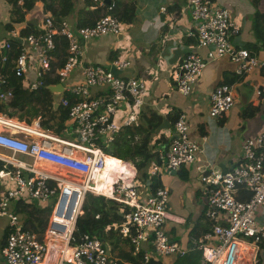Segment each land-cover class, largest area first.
Wrapping results in <instances>:
<instances>
[{"label": "built area", "instance_id": "1", "mask_svg": "<svg viewBox=\"0 0 264 264\" xmlns=\"http://www.w3.org/2000/svg\"><path fill=\"white\" fill-rule=\"evenodd\" d=\"M80 1L104 11L91 24L74 27L65 20L54 21L51 15H45L35 31L11 30L7 38L0 40V103L9 96L3 88L10 78L27 80L28 88L36 90L45 74L61 85V95L73 99L69 102L60 96L57 102L66 110L63 136L42 128L37 118L23 121L0 112V218L6 220L0 247L2 260L5 264H151L155 254L183 256L191 248L199 251L200 264H256L255 244L264 237V230L254 220L256 209L264 210V132L242 140L239 161L230 169L223 172L210 166L199 173L207 202L203 216L208 230L191 238L190 247L169 240L163 229L168 190L154 187L141 197L137 187H145L137 181L132 161L106 155L97 141L102 138L110 143L115 136L135 126L148 80L114 76L109 67L84 61L81 42L107 34L118 35L120 23L112 3ZM185 3L193 24L188 35L195 38L198 47L205 48V55L185 52L176 64L167 68L178 93L188 95L205 64L214 59L226 58L237 76L264 67V60L250 50L232 45L230 38L237 35L239 28L227 9L213 0H185ZM22 4V0H16L14 7L19 9ZM163 9L160 7L159 12ZM58 36L66 41L65 54L62 63L53 67ZM128 64L115 59L110 66L119 71ZM75 67L80 69V80L65 84ZM90 89L98 93L92 94ZM254 94L262 98L260 90L256 89ZM234 95L233 85H216L208 94V116L222 117L231 108ZM67 125L73 126L72 139L65 137ZM172 129L173 136L162 157L163 168L168 171L193 163L199 151V144L188 134L183 113L175 116ZM105 156L115 164H106ZM157 170L158 166L151 163L149 176H154ZM101 183H106L107 192L98 190ZM241 191L249 193L247 199L238 197ZM87 194L123 206L117 233L126 238L132 255L141 253L137 262L124 261L109 253L93 235H74L75 220L82 213L81 205ZM51 199L49 206L47 201ZM14 200L50 208L41 233L22 229L19 214L10 208ZM109 228L107 225L105 230Z\"/></svg>", "mask_w": 264, "mask_h": 264}, {"label": "crops", "instance_id": "2", "mask_svg": "<svg viewBox=\"0 0 264 264\" xmlns=\"http://www.w3.org/2000/svg\"><path fill=\"white\" fill-rule=\"evenodd\" d=\"M26 1L22 0L23 4L19 9L15 8L14 5L12 6L13 10L15 9L18 12L24 13L23 23L20 27H15L12 23L0 24V38H4L5 35L7 38L11 30H17L22 33L27 24L32 26L30 32L35 31V26L45 15L59 18L58 12L60 11L62 0H32L33 5L31 9L24 12L23 6ZM104 1L105 4L112 3L113 13L117 18H119L118 12L121 9V5H132L133 16L131 21L128 23L122 22V24L130 30L133 35V41L139 44H133L128 41L126 50L121 49L112 56L111 53L118 46L115 40H113L112 35H102L96 39L85 40L80 44L82 45L84 61L101 66L107 64V67L115 59L128 61L130 67L119 70L117 76L121 78L135 76L136 78L143 77L147 79L148 86L151 85L152 94L156 100L150 101L144 98V104L137 115L136 123L145 122V118L150 112H153L159 116V121L163 118L169 123V128H171L174 116L178 113H183L188 123L189 136L199 144V151L195 155V161L191 164L180 166L174 173L163 168L162 164V157L170 138L173 136V129H165L162 134H159L161 136L158 140L156 138L158 135L154 134L156 139L154 136H151L147 144L148 150L156 153V156L146 167L148 180L145 181V184L147 185L151 182L157 184L156 187L164 186L169 192V197L165 204L167 218L163 222L165 234L169 240L176 241L182 246L190 247L191 238L200 236L209 227L207 220L203 216L206 203L204 202L205 195L202 183L198 180L199 170L201 168H209L210 166H220L223 171L230 169L239 161L242 140L264 132V120L262 119L264 113V90L256 79L258 76H264V67L254 69L242 76H237L233 72V65L226 58L211 60L205 64L201 75L196 79L190 93L183 96L176 91L173 80L166 73L167 68L174 64H168L171 51L176 47L179 48L181 52L180 57L185 52H191L200 56L205 55V48L198 47L195 38L188 35V31L193 29V24L190 21L189 9L186 6L185 0ZM113 1L115 2V6ZM70 2V11L61 20H66L72 27L91 24L104 11L103 8L92 9L80 0H70ZM160 7L164 8L162 12H159ZM10 9L11 6L9 5V12L15 18L16 14ZM230 17L232 16L230 15ZM234 21L237 23L235 19ZM244 29L245 32L243 34L238 30L237 35L230 38L232 45L246 48L259 60H264V50L259 41H256L255 37H253L254 35L252 36L248 22L245 23ZM115 37L119 40L122 38V35L118 34ZM134 37L136 40H134ZM160 40L164 42L165 47L160 44ZM180 44L185 46L183 54L179 47ZM162 48L165 49L163 63H154V69L150 70L148 67L150 66V62L154 60L155 54L161 52ZM150 50H152L153 56L148 54ZM180 57L177 61H179ZM54 63L55 65L58 64L56 57H54ZM157 65L160 66L158 67ZM157 68L158 70H156ZM80 78V69L79 67H75L69 73L64 83L73 84L78 82ZM244 82L249 83V87L252 89L251 96L245 105L240 103L237 100V96L234 95L231 108L222 117L213 119L208 116V94L216 85L229 83L234 88L236 85ZM256 89L261 91L260 96L262 98L255 96L254 91ZM96 93L98 92H93L92 94ZM60 96L61 93L57 96L53 95L54 107H56ZM249 106L256 108V111L249 117H242L241 112H245ZM35 118L39 119L38 117ZM29 120L23 119V121ZM136 123L135 126H131V129H128L131 130V132H128V136H131L130 139L134 136V141L137 140V143H139L141 141V133L143 132L137 129ZM33 125L36 126V122ZM18 157L25 159L24 156ZM151 163L158 166V170L154 176H149L148 174ZM137 191L141 197H144L147 193V190L145 188L142 189L140 186L137 187ZM141 192H144V194ZM263 215L264 210L258 208L254 213V220L264 230V222L263 224L261 222V216ZM1 229L4 231L3 227ZM258 244L260 246H257L255 254L257 262L255 263L262 264L261 258L263 257L264 260V244L261 242ZM196 251L199 253L198 250ZM188 254L189 249L183 256ZM183 256L167 255L166 258L160 259L159 262L156 256L153 255L152 259L160 264H175L178 257ZM245 260H247V257ZM198 264H200V254Z\"/></svg>", "mask_w": 264, "mask_h": 264}, {"label": "trees", "instance_id": "3", "mask_svg": "<svg viewBox=\"0 0 264 264\" xmlns=\"http://www.w3.org/2000/svg\"><path fill=\"white\" fill-rule=\"evenodd\" d=\"M11 6V11L16 14L14 18L16 21H22L23 12H18L17 10H13L12 6L14 5L16 0H8ZM111 2V1H110ZM114 6L115 2L113 1ZM33 5L32 0H27L24 3V12L31 9ZM118 5V4H117ZM71 8L70 0H62L60 5V11L58 12V20L64 17ZM119 13V22L128 23L131 21L133 16L132 5H121V9ZM254 26H253V34L256 41H259L262 49L264 50V18L260 14H256L254 18ZM32 26L26 25V27L22 30V33H28L31 31ZM56 38V37H55ZM66 41L64 38L58 36L56 38V48L54 50V57L57 59V66H59L65 54ZM54 63L53 67H57ZM45 84H54L55 78H52L48 75L41 76V83ZM28 81L23 80L22 78L13 79L10 78L8 81V85L6 88H3V91H8L9 96L6 101L0 103V112L5 113L7 116H15L18 120H29L31 118L38 117L39 125L44 128L53 131L58 136H63L62 129L64 127V121L66 120V110L61 106L57 105L54 107L53 105V95L51 92L46 89L42 84L38 86L36 90H30L27 86ZM228 84L229 83H222ZM61 97L67 98L68 101H72L73 99L69 97L67 94L62 93ZM256 111V108L249 106V108L244 112H241L242 117H249L253 115ZM175 118V116H174ZM173 118V120H174ZM172 120V121H173ZM171 121V122H172ZM159 116L155 113L150 112V114L145 118V124L142 128V132L144 136L141 141L136 145L134 150H123L124 143L126 142V135H128L129 131H123L118 136H115L113 140L110 142L113 146L112 151L114 154L107 153L105 151V146L100 145L103 148V152L106 155L118 157L115 153H119L120 149L123 153L122 156L124 159H128L127 157L131 154V151L138 156V160L135 161V168L137 172V181H139L146 190H151L156 187L157 184L149 182V184H145V181L148 180V176L146 173V167L155 159V154L148 150L147 144L149 140V130L151 131L159 124ZM138 131V130H137ZM131 136L129 137V139ZM264 151V146H263ZM2 167V163L0 162V168ZM1 188V186H0ZM105 185L102 186V192H107L104 190ZM101 190V189H100ZM1 191V189H0ZM249 196L248 192L241 191L238 197L240 199H247ZM104 197L102 196H94L88 194L85 195L82 205L81 211L82 213L77 216L75 220L74 227V235L78 236L82 233H87L97 237L108 249L109 253H115V256L119 259L128 262H137L141 253L139 252L136 255H132L130 252V248L128 246V242L126 238H120V235L113 232L112 229H106L105 227L110 226L113 221H118L121 219V212H114L110 210H106L104 208ZM110 200V199H108ZM113 201V200H112ZM114 202V201H113ZM14 203V211L19 214L21 219L22 229H27L33 232L41 233L44 230V227L47 222V217L50 212V208H38L35 206L28 205L23 203L21 200L13 201ZM116 203V202H115ZM46 209V210H45ZM111 209V208H110ZM96 216V217H95ZM5 231L0 239V247L3 244ZM261 243L264 244V237L261 239ZM123 245L127 246V249L124 250ZM192 250V251H191ZM187 264H198L199 262V253L189 248V254L182 257V260ZM160 264L155 261H151V264Z\"/></svg>", "mask_w": 264, "mask_h": 264}, {"label": "rangeland", "instance_id": "4", "mask_svg": "<svg viewBox=\"0 0 264 264\" xmlns=\"http://www.w3.org/2000/svg\"><path fill=\"white\" fill-rule=\"evenodd\" d=\"M213 2L216 5L227 9V11L230 13V15L237 21L238 28H239V32L241 34H243L245 32L244 26H245V23L248 22V24L250 26V31H251L252 36H253L254 35L253 34V26H254V22L253 21H254V18L256 16V14L262 15V17L264 18V0H213ZM9 5L10 4H9V1L8 0H0V24L12 23L13 26L20 27V25L23 23V19H22V21H16L14 19V17H13V14L11 12H9ZM69 26L72 27L71 24H69ZM119 26H120V34L122 35V38H120L118 40L115 37L116 35H112L113 36V40H115V42L118 44L117 49L116 50H113V52L111 53L112 56H114V53H118L121 49H125L126 50V48L128 46L127 45L128 44V41H130L133 44H139V43H135L133 41V35L131 34L130 30H128L126 28V26H123L122 23H120ZM37 27L38 26H35V28H37ZM107 35H111V34H107ZM4 38H6V35H5ZM4 38H0V39H4ZM96 38L97 37H95V39ZM134 40H136L135 37H134ZM163 43L164 42H162V40H160V44L162 46L164 45ZM164 47H165V45H164ZM179 47L181 48V51H182V54H183L185 52L184 51L185 46L183 44H180ZM164 50L165 49L162 48L161 52L155 54L154 60H152L150 62V66H148L150 68V70H153L154 69V63H157V64H162L163 63L162 61L164 60V55H165ZM148 54H150V56H153L152 50H150L148 52ZM103 67H107V64H104ZM128 67H130V66L128 65L125 69H127ZM156 70H158V68ZM131 77H135V76H131ZM139 78H141L142 80H147V79H145L143 77H139ZM256 79L259 81V85L262 86V88L264 90V76H262V77L258 76V78H256ZM90 91H91V93H93L92 92L93 89H90ZM145 100H150V101L155 100V97L152 94L151 85L146 88ZM1 113H3V112H1ZM3 114H5V113H3ZM262 119L264 120V113H263ZM138 123H136V127H137V129L140 132H142V130H143L142 128L144 127V124L145 123L144 122H141V123L138 122ZM66 128H67V135L65 137L68 138V139H72L73 138V136H72L73 126L67 125ZM127 131L131 132V130H127ZM164 131H165V129H161L158 132H153V130H151V131L149 130V137H148L149 140H150L151 136H154V134L155 135H158L156 137L157 140H158L159 137L161 136L159 134H162ZM143 136H144V133H141V137L140 138L142 139ZM154 138H155V136H154ZM125 139H126V142L124 143V147H122V149L123 150H126V149L134 150L135 147H136V145L138 144L137 143L138 141L137 140L136 141H133L132 139H129V138H125ZM97 141L100 144H102V146H105L106 147L105 148V151L107 153L114 154V152L112 151L113 146H112L111 143H106L102 138H99ZM103 148L104 147L101 148L102 151H103ZM121 153H123V152L120 149L119 153H115V155H117L118 158L124 159ZM127 158H128L127 160H131L132 163H133V165L135 166V161L138 160V156L131 151V154ZM26 159L27 158H25L24 160H26ZM108 162H109V165L110 164L111 165L112 164H115V161L113 159H110V161H108ZM99 176H100V173L98 174V177ZM98 182H99V180L97 178V183ZM105 184L106 183H103V185H105ZM98 187H99V190H100V188L102 189V187H100V184H98ZM161 187H164V186H161ZM164 188H166V187H164ZM141 193L144 194V192H141ZM87 196H88V194H87ZM51 202H52V199L47 201V203H48L49 206H50ZM103 202H104V208L106 210H110V211H114V212H119V213L123 210V206H121L118 203L113 202L112 200L104 199ZM13 207H14V203H11L10 204V208H13ZM261 217H262L261 218V222L263 224V222H264L263 221L264 215L261 216ZM20 221H21V219H20ZM119 224H120V220L113 221L111 223V225H110V229H112L113 232L117 233V228H118ZM5 226H6V220L4 218H0V239H1V237L3 235V232H4V231H2L1 228L2 227L5 228ZM120 238H122V237H120ZM258 246H260V245H258ZM122 247L124 248V250L127 249V246L126 245H123ZM115 253L116 252H113L112 254H115ZM155 256H156V259L159 262H160V259H163V258H166L167 257V256H164V255H159V254H155ZM245 258H246V256L243 257V259H245ZM261 259L263 261L262 264H264L263 257ZM180 260H182V257H178L177 262L175 264H187L185 261H180ZM153 261H155V260H153ZM255 262H257L256 259H255ZM0 264H5V262L1 259V255H0ZM244 264H245V262H244Z\"/></svg>", "mask_w": 264, "mask_h": 264}, {"label": "water", "instance_id": "5", "mask_svg": "<svg viewBox=\"0 0 264 264\" xmlns=\"http://www.w3.org/2000/svg\"><path fill=\"white\" fill-rule=\"evenodd\" d=\"M53 19H54V21H57V18H53ZM180 54H181V52H180L179 48H177V47L174 48L171 51V56H170V59L168 60V64L175 63L178 60V58L180 57ZM108 70L114 76H116L118 74V71H116L112 66H109ZM42 86H44L46 89H48L51 92V94H53L54 96L59 95L61 92V89H62L61 85L57 84V83L45 84L43 82ZM233 89H234L235 95L237 96V100L240 103H242L243 105H245L247 103L249 97L251 96V92H252V89L249 87V83L244 82L242 84H238ZM34 122H36V124H37L36 120H34ZM167 128H169V123L166 122L163 118H161L160 123L153 129V132H158L161 129H167ZM169 129H172V127ZM203 169L204 168H201V170H199V172H202ZM214 170H220L221 171L222 169L220 166H218V167H214ZM174 172H175V170H171V173H174ZM198 180H200V176L198 177ZM204 202L207 204L206 198H204Z\"/></svg>", "mask_w": 264, "mask_h": 264}, {"label": "bare ground", "instance_id": "6", "mask_svg": "<svg viewBox=\"0 0 264 264\" xmlns=\"http://www.w3.org/2000/svg\"><path fill=\"white\" fill-rule=\"evenodd\" d=\"M111 158H109V157H107V156H105V162H106V164H108L109 165V162H108V160H110ZM96 183H97V181H96ZM103 185H101L100 184V187H102ZM99 190V189H98ZM101 191V190H100ZM259 244H255V246H258Z\"/></svg>", "mask_w": 264, "mask_h": 264}]
</instances>
